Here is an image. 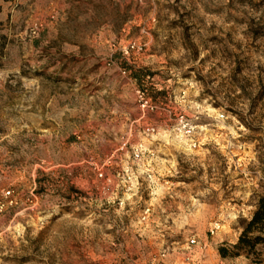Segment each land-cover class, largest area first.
Here are the masks:
<instances>
[{
    "label": "rangeland",
    "instance_id": "374dc122",
    "mask_svg": "<svg viewBox=\"0 0 264 264\" xmlns=\"http://www.w3.org/2000/svg\"><path fill=\"white\" fill-rule=\"evenodd\" d=\"M262 198L264 0H0V264H264Z\"/></svg>",
    "mask_w": 264,
    "mask_h": 264
},
{
    "label": "built area",
    "instance_id": "2783aa9c",
    "mask_svg": "<svg viewBox=\"0 0 264 264\" xmlns=\"http://www.w3.org/2000/svg\"><path fill=\"white\" fill-rule=\"evenodd\" d=\"M147 106H148V101L142 100L141 108L145 109ZM180 124H181V130L183 134L187 138H192L194 135V128L189 124V122L182 119ZM208 248H209L208 244H202L195 238H192L191 240H189L187 242V248H186L187 250L186 263L187 264H206L207 256L205 255V251L208 250ZM220 264H223V261H220Z\"/></svg>",
    "mask_w": 264,
    "mask_h": 264
},
{
    "label": "trees",
    "instance_id": "16d2710c",
    "mask_svg": "<svg viewBox=\"0 0 264 264\" xmlns=\"http://www.w3.org/2000/svg\"><path fill=\"white\" fill-rule=\"evenodd\" d=\"M254 231L264 232V198L260 200L257 212L255 213L251 222L248 224L247 229L244 231L240 239V244L236 247L238 252H242L244 249L254 248L255 243H253L251 239L246 241L248 235L252 234ZM242 247H244L243 250H241ZM220 253L222 256L226 257V252L224 250H221Z\"/></svg>",
    "mask_w": 264,
    "mask_h": 264
},
{
    "label": "crops",
    "instance_id": "0c3cea01",
    "mask_svg": "<svg viewBox=\"0 0 264 264\" xmlns=\"http://www.w3.org/2000/svg\"><path fill=\"white\" fill-rule=\"evenodd\" d=\"M191 143H193V141H191ZM223 264H226V262H223Z\"/></svg>",
    "mask_w": 264,
    "mask_h": 264
}]
</instances>
